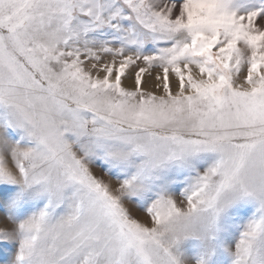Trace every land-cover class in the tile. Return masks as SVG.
Instances as JSON below:
<instances>
[{
  "label": "snow or ice",
  "instance_id": "1",
  "mask_svg": "<svg viewBox=\"0 0 264 264\" xmlns=\"http://www.w3.org/2000/svg\"><path fill=\"white\" fill-rule=\"evenodd\" d=\"M0 264H264V0H0Z\"/></svg>",
  "mask_w": 264,
  "mask_h": 264
},
{
  "label": "rangeland",
  "instance_id": "2",
  "mask_svg": "<svg viewBox=\"0 0 264 264\" xmlns=\"http://www.w3.org/2000/svg\"><path fill=\"white\" fill-rule=\"evenodd\" d=\"M129 82V85L127 84V83H124V86L125 87H128L129 89H131V87H132V81H131V79L129 78L128 80H125V82ZM242 81H243V76H241L240 77V80L238 81V83H242ZM246 86V85H245ZM145 87L146 88H151L152 87V78L151 77H149L148 78V83L145 85ZM152 90H155V89H152ZM157 94H159V93H157ZM105 179H107V178H105ZM112 183H115V180H112L111 181ZM176 197H177V200H178V202H179V193H178V191H177V193H176ZM137 216H138V218H140L141 220H143L144 219V216H143V214L142 213H137Z\"/></svg>",
  "mask_w": 264,
  "mask_h": 264
},
{
  "label": "bare ground",
  "instance_id": "3",
  "mask_svg": "<svg viewBox=\"0 0 264 264\" xmlns=\"http://www.w3.org/2000/svg\"><path fill=\"white\" fill-rule=\"evenodd\" d=\"M124 83H127L129 85V82H127V81L126 82L124 81Z\"/></svg>",
  "mask_w": 264,
  "mask_h": 264
}]
</instances>
